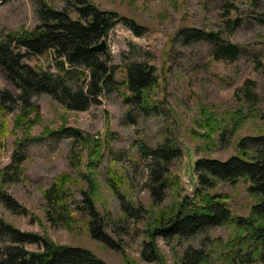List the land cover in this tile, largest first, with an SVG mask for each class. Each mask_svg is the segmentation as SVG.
Masks as SVG:
<instances>
[{"label": "rangeland", "instance_id": "1", "mask_svg": "<svg viewBox=\"0 0 264 264\" xmlns=\"http://www.w3.org/2000/svg\"><path fill=\"white\" fill-rule=\"evenodd\" d=\"M88 1L102 10L134 18L137 24L145 26L138 35L126 23L118 24L105 38L106 56L119 66L116 70L119 82L126 80L122 66L135 58L150 59L158 67L160 83L155 98L161 100L159 114H147L126 103L125 83L103 94L100 102L86 111L66 109L48 94L35 96L42 121L31 129L33 136H41L45 128L62 131L71 127L91 137L86 140L54 135L29 140L21 147L23 160L18 163L19 146L15 140L21 131L8 136L0 148V171H5L9 180L3 181L0 176V189L15 198L25 211L8 209L0 199V216L22 231L48 234L57 243L88 247L110 264H126L125 256L134 258L138 264H160V260L148 259L142 253L143 242L148 240L153 225L152 215L170 208L182 196L192 195L197 183L193 168L197 159L226 160L235 154L240 138L264 132V0L259 3L252 0ZM44 2L62 9L73 6L75 0H0V37L9 30L35 27L40 19L38 6ZM237 17L241 18V25L231 29L228 22ZM185 27L220 31L245 53L235 61L215 59L207 41L183 45L181 38L175 37ZM26 62L37 69L60 72L51 50L27 57ZM248 80H255L258 85L256 110L237 93ZM3 89L18 94L0 68V91ZM7 106H11L10 111L1 107L0 111L7 113L13 127L19 105ZM239 109H243L242 116ZM204 110L218 120L210 141L202 135L210 130ZM251 113L257 117H250ZM4 115L0 113V118ZM166 137L181 148L182 156L172 162L165 198L152 204L142 148L156 147ZM62 173L72 178L66 186L68 209L56 213L50 209L44 192ZM90 176L98 181L93 199L98 210L105 214L106 231L119 244L118 249L90 233L85 202ZM248 186L249 181L240 180L236 184L223 183L210 192L227 194L233 213L248 215L255 203ZM235 233L232 225L224 224L204 229L190 238L167 240L158 236L155 241L165 264H180L188 246L213 252L209 264H227L221 259V252L224 242ZM27 247L38 246L27 244ZM240 264H264V261Z\"/></svg>", "mask_w": 264, "mask_h": 264}, {"label": "trees", "instance_id": "2", "mask_svg": "<svg viewBox=\"0 0 264 264\" xmlns=\"http://www.w3.org/2000/svg\"><path fill=\"white\" fill-rule=\"evenodd\" d=\"M261 1L263 0H252V3ZM44 3L38 6L40 19L35 27L9 30L0 37V68L18 91V94H14L8 89L1 90L0 107L10 111L11 106L7 105H19L13 127H10L6 118L7 113L0 111L5 113L0 118V148L6 143L8 136L21 131V135L15 140L19 146L16 151L18 163L23 160L21 147L29 140H42L54 135L86 140L91 137L89 134L86 136L82 130L71 127H64L62 131L45 128L41 136H33L31 129L42 121L40 106L34 102L35 96L48 94L66 109L86 111L91 105L98 104L103 94L125 83L128 94L124 96V100L139 111L159 114L161 103V100L155 98L160 74L158 67L150 59L135 58L127 62L122 66L126 72V80L119 82L116 79L119 66L109 60L106 52L99 53L92 49L94 44L108 37L111 30L120 23H126L138 35L142 34V29H146L144 25L137 24L134 18H128L117 11L102 10L88 0H75L73 6L62 9L49 7ZM256 17L262 21L259 15ZM228 23L231 29H235L241 25V18L229 20ZM175 37L181 38L183 45L207 41L211 44L212 55L218 60L235 61L245 53L243 48L228 41L220 31L185 27L179 29ZM49 50L53 51L60 72L37 69L26 62L27 57L41 55ZM257 86L255 80H248L237 91L240 98L249 101L254 110L258 99L255 92ZM204 111L206 125L210 130L202 135L210 141L218 120L212 113ZM238 112L242 116L243 109ZM130 115L131 111L128 113ZM249 116L257 117L252 113ZM231 131L234 133L233 129ZM142 152L148 167L146 186L152 196V204H157L165 198L170 186L172 162L182 156V150L166 137L156 147H143ZM193 168L197 177L195 191L192 195L182 196L170 208L152 215L154 221L147 235L148 240L143 242V255L165 264L156 244V237L161 236L167 240L190 238L204 229L230 224L236 233L224 242L221 259L227 264L264 261V132L240 138L235 154L228 159L203 157L194 162ZM0 176L3 181L9 180L8 174L3 170L0 171ZM71 180V175L62 173L55 178L54 185L44 192L46 202L56 213L68 209L66 186ZM240 180L249 181L248 192L255 198L248 215L234 214L228 204L227 194L210 192L223 183L236 184ZM89 183L85 202L90 233L95 239L118 249L119 244L106 231V216L98 210L93 199L98 190V181L90 176ZM0 199L8 209L25 211L15 198L3 193L1 189ZM27 244L38 247L30 249ZM211 259L213 252L211 254L204 249L188 246L181 255L180 264H209ZM124 261L126 264H138L128 256H125ZM0 264L110 263L88 247L57 243L48 234L22 231L0 216Z\"/></svg>", "mask_w": 264, "mask_h": 264}, {"label": "water", "instance_id": "3", "mask_svg": "<svg viewBox=\"0 0 264 264\" xmlns=\"http://www.w3.org/2000/svg\"><path fill=\"white\" fill-rule=\"evenodd\" d=\"M92 49L99 52V53H104L108 49V43L105 38H103L99 43H96L92 46Z\"/></svg>", "mask_w": 264, "mask_h": 264}]
</instances>
